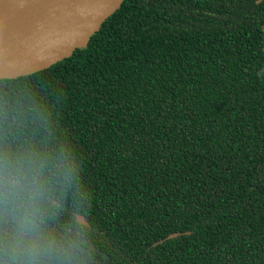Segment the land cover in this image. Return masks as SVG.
<instances>
[{"label": "trees", "instance_id": "obj_1", "mask_svg": "<svg viewBox=\"0 0 264 264\" xmlns=\"http://www.w3.org/2000/svg\"><path fill=\"white\" fill-rule=\"evenodd\" d=\"M3 161L42 167L46 223L78 224L85 264H264V0H124L0 79Z\"/></svg>", "mask_w": 264, "mask_h": 264}, {"label": "clouds", "instance_id": "obj_2", "mask_svg": "<svg viewBox=\"0 0 264 264\" xmlns=\"http://www.w3.org/2000/svg\"><path fill=\"white\" fill-rule=\"evenodd\" d=\"M76 179L73 163L63 160L57 169V182L64 187ZM49 185L42 167L0 162V206H5L0 217L7 216V223L0 222L5 233L0 237V264H85L89 259L78 224L59 232L47 225ZM78 211L81 214L76 220L81 221L86 214L82 206Z\"/></svg>", "mask_w": 264, "mask_h": 264}, {"label": "water", "instance_id": "obj_3", "mask_svg": "<svg viewBox=\"0 0 264 264\" xmlns=\"http://www.w3.org/2000/svg\"><path fill=\"white\" fill-rule=\"evenodd\" d=\"M123 1L63 0L55 6L57 17L46 16L33 28L5 19L14 32L0 29V79L29 75L68 58L86 44ZM78 222L86 224L83 218Z\"/></svg>", "mask_w": 264, "mask_h": 264}, {"label": "bare ground", "instance_id": "obj_4", "mask_svg": "<svg viewBox=\"0 0 264 264\" xmlns=\"http://www.w3.org/2000/svg\"><path fill=\"white\" fill-rule=\"evenodd\" d=\"M63 0H0V29L13 33L14 29L6 25L5 19L16 21L33 28L41 25L45 17H57L55 6Z\"/></svg>", "mask_w": 264, "mask_h": 264}]
</instances>
